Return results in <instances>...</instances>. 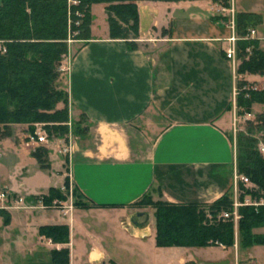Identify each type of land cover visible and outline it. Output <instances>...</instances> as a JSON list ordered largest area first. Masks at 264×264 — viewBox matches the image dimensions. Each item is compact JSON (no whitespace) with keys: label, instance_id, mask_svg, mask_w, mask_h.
Returning <instances> with one entry per match:
<instances>
[{"label":"crops","instance_id":"crops-1","mask_svg":"<svg viewBox=\"0 0 264 264\" xmlns=\"http://www.w3.org/2000/svg\"><path fill=\"white\" fill-rule=\"evenodd\" d=\"M135 6L137 32L127 40L110 38L105 5L91 6L89 39L74 43L79 46L58 82L67 95V132L49 137L38 124L46 143L25 144L32 156L44 151L43 167H54L56 177L45 180L43 192L23 191L30 200L22 209L13 200L21 198L23 185L4 189L10 198L0 200L1 264H51L50 253L60 250L68 252V264H126L123 258L132 264L208 263L190 256L191 248L156 247L153 214L142 212L151 208L135 204L148 193L154 202L174 205H210L227 192L233 200L232 119L243 120L236 115L237 83L262 90L264 82L237 75L236 55L235 66L225 57L231 32L222 11L228 5L170 0ZM234 10L235 22L238 15L257 18L238 10L235 0ZM252 18L248 34L254 32L251 40L264 51ZM257 112L264 106L253 105L250 118ZM17 127L29 133L27 125ZM49 138L62 144L57 154L64 159L48 155ZM51 189L64 200L45 206L33 199ZM44 227L67 228V243L41 236ZM254 234L264 237V228ZM235 242L196 249L219 253L212 264L226 263L230 254L232 264H264V243L239 256L237 237Z\"/></svg>","mask_w":264,"mask_h":264},{"label":"trees","instance_id":"trees-1","mask_svg":"<svg viewBox=\"0 0 264 264\" xmlns=\"http://www.w3.org/2000/svg\"><path fill=\"white\" fill-rule=\"evenodd\" d=\"M137 1L170 0H2L0 3V139L10 136L12 125L32 126L41 124L47 135L62 137L68 121L67 95L59 89L58 67L61 57L68 52L67 40L89 39L92 5H105L109 36L111 39L127 40L135 35L138 25ZM224 6L227 0H217ZM252 17H236V33L244 39L248 36V24ZM250 23V22H249ZM249 25V26H248ZM252 25V24H251ZM133 45V44H131ZM4 49L2 53L1 49ZM236 58L239 61L237 75H264V51L251 39L236 44ZM62 103L63 108L56 106ZM264 106V89L254 90L244 82L237 83L236 115H252V106ZM245 130L236 136V170L257 187L250 192L239 186V200L245 195L264 200V155L259 144L264 146V112L256 114L253 120L244 121ZM44 151L40 148L33 156L43 167ZM80 205V197L73 193ZM41 199L44 205L53 200L63 201L57 190H49ZM136 207L153 209L155 245L158 248H206L212 246L243 247L260 245L264 237L254 234L264 228V207L238 208L239 219L234 225L222 214L232 211V195L224 194L210 205H174L164 201H152L146 194L135 204ZM5 222V220H4ZM39 234L53 243L65 244L68 230L65 227H44ZM236 234V237H235ZM51 264H68L66 250L52 251Z\"/></svg>","mask_w":264,"mask_h":264},{"label":"rangeland","instance_id":"rangeland-1","mask_svg":"<svg viewBox=\"0 0 264 264\" xmlns=\"http://www.w3.org/2000/svg\"><path fill=\"white\" fill-rule=\"evenodd\" d=\"M1 2L2 0H0V3ZM235 2H236V7L238 10L256 13V16L259 20L256 17L252 18L253 27L256 30L257 37L261 41L260 42L261 45L264 46V0H235ZM95 14L97 16V13ZM75 42L77 41L73 39H72V43L66 42L68 52L61 57L59 66L65 67L67 62L73 57L75 51L77 50L76 47L79 46V44H74ZM58 70H59V67H58ZM63 73L64 72H59L60 76ZM252 77H255L257 81L264 82V75H253ZM59 104H62V103H59ZM256 114H258V112ZM234 119L236 120V118L232 119V130H233V124H234L233 120ZM251 120H253V117L251 118ZM235 124H236L237 132L239 130H240L239 132L245 130V123L243 120H241L240 123H237L236 121ZM12 126L13 127L11 128L10 136L0 139V192H3L5 191L4 189L7 190L8 188L16 189L18 185L22 184L23 189L20 192L22 193L20 194V196L22 200L24 201V205H26L27 201L30 200V198L25 197L24 196L25 192L23 191H33V192H38V193L41 191L43 192L44 191L43 188L46 185L45 180L47 178L53 179L54 177H56V174H55L54 167L51 166L50 168L49 165L46 167H41L38 160L30 154L29 149L26 147L27 145L26 143H28V140L27 139L25 140V137L26 138L29 137L31 133L30 132L26 133L25 131L17 127V125H12ZM29 128L30 126L28 127V130ZM32 128H34L35 130L36 128H40V126L39 125L32 126ZM57 141L58 139L56 138L47 139L46 146H48V155L51 158L62 160L64 159L62 158V156L64 157L65 155L63 154L62 156H60L59 154H57L58 149L62 146V144ZM260 144L263 145L262 143ZM0 205H1V202H0ZM142 212H143L144 217L146 216V218L151 217L152 214L154 213V211L151 209H148L147 211H142ZM131 213L134 217V220L138 221L137 218L135 217L137 212H131ZM144 217L141 219L142 222H144ZM189 250H191V251H188L190 256L197 257V259H200V260L202 259L205 262H208L207 264L217 263L216 261L215 262L213 261L219 256V253L217 252H210L206 250L204 251V250H199L196 248H191ZM249 250L250 248L245 249V247H243L242 245H238L239 256H244V254H248ZM229 256H230V260L228 259L227 262L224 264H232L230 263L233 261L232 255L230 254ZM123 259H124V263L126 264L133 263L131 260H130V263H128V259L126 258H123ZM1 263L2 261H0V264ZM247 263L249 264V262L239 263V264H247ZM136 264H146V263L144 262V260H140V261H137Z\"/></svg>","mask_w":264,"mask_h":264},{"label":"built area","instance_id":"built-area-1","mask_svg":"<svg viewBox=\"0 0 264 264\" xmlns=\"http://www.w3.org/2000/svg\"><path fill=\"white\" fill-rule=\"evenodd\" d=\"M227 9L223 10L222 12L226 14V21L224 22V25L229 29L231 32V36L228 38L227 42L230 44V48L226 52V59L230 60L232 62V66H235V55H236V44L240 40H246V39H252L254 36V32L250 31L248 36L244 39L239 38L236 34V24H235V10H234V0H227ZM68 43H72V37H69L67 40ZM2 53H4V49H1ZM59 72H65L66 67L59 66ZM237 93V92H235ZM250 115H246L242 117L243 120H247L250 118ZM237 120H233V123L235 124ZM235 134V131H234ZM29 143L31 144H43L46 143V138L41 135V131L38 129H35L33 134H31L29 137H27ZM259 151L264 154V146L260 144L259 146ZM64 153L68 152L66 150L63 151ZM243 186L245 190H248L250 192L257 191V187L254 186L247 177L240 175L236 173L234 175V198L232 200V211L231 212H225L222 214L223 219H231L234 225L237 224V221L239 219L238 216V208L241 207H253V208H258V207H264V200H256L253 199L249 196L244 197V200L240 202L239 196H240V191H239V186ZM9 195L6 192L0 193V200L2 201H8L9 200ZM39 203H42V200H38ZM13 203L15 206H13L15 209L18 208H26L24 205V201L19 198L17 200H13Z\"/></svg>","mask_w":264,"mask_h":264},{"label":"water","instance_id":"water-1","mask_svg":"<svg viewBox=\"0 0 264 264\" xmlns=\"http://www.w3.org/2000/svg\"><path fill=\"white\" fill-rule=\"evenodd\" d=\"M141 215H138V217H140ZM133 224L136 225V223L132 220Z\"/></svg>","mask_w":264,"mask_h":264}]
</instances>
